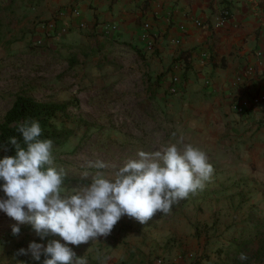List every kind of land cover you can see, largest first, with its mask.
Returning a JSON list of instances; mask_svg holds the SVG:
<instances>
[{
    "label": "crops",
    "instance_id": "obj_1",
    "mask_svg": "<svg viewBox=\"0 0 264 264\" xmlns=\"http://www.w3.org/2000/svg\"><path fill=\"white\" fill-rule=\"evenodd\" d=\"M224 8L230 17L219 22ZM100 51L105 70L122 64L113 74L125 80L134 66L142 94L168 116L156 123L164 137L203 149L214 172L172 214L73 251L88 264H151L156 256L164 264H227L236 247L264 236V102L232 105L264 95V0H0V59L78 67ZM248 65L254 73L238 82Z\"/></svg>",
    "mask_w": 264,
    "mask_h": 264
},
{
    "label": "clouds",
    "instance_id": "obj_2",
    "mask_svg": "<svg viewBox=\"0 0 264 264\" xmlns=\"http://www.w3.org/2000/svg\"><path fill=\"white\" fill-rule=\"evenodd\" d=\"M18 131L23 146L15 136L0 146L5 152L9 145L15 150V155L0 159V190L6 197L0 198V211L20 224H31L41 240L60 238L48 240L46 247L29 244L36 260L41 254L46 257L43 264H88L87 255L78 257L69 245L109 236L124 216L145 225L157 213L169 214L174 204L202 190L214 172L207 153L181 137L178 143L139 151L120 166L88 160V168L114 171H96L90 183L68 190L64 187L66 173L54 166L53 141L41 138L39 121L26 119ZM82 175L87 179L90 173ZM12 233L19 235L20 228L14 225ZM19 254L27 252L20 249ZM239 258L248 259L245 253Z\"/></svg>",
    "mask_w": 264,
    "mask_h": 264
},
{
    "label": "rangeland",
    "instance_id": "obj_3",
    "mask_svg": "<svg viewBox=\"0 0 264 264\" xmlns=\"http://www.w3.org/2000/svg\"><path fill=\"white\" fill-rule=\"evenodd\" d=\"M86 62L89 60H83L82 65L74 67L54 59L40 65L30 62L27 65L16 58L0 59V120L19 93L32 95L42 101L69 102L67 112H59L54 118L64 134L60 142L53 144L54 166L63 169L69 178L68 182H64L68 190L90 183L91 175L96 171H114L112 168H88V160L100 159L110 165L120 166L126 158L135 157L139 151H154L159 145L170 141L164 137L163 129L156 125L163 123L168 116L155 107L151 97L142 94L147 86L145 82L133 79L134 74L137 75L134 66L127 67L132 78L125 80L119 73L113 74L123 68L122 64L112 62L109 70H105L103 51L98 52L97 59L91 63ZM86 171L90 173L87 179L82 175ZM0 198H6L2 190ZM168 218L172 220L173 216ZM136 223L139 222L124 216L112 233L121 235L127 231L126 226ZM14 225L20 228L19 235H13ZM117 228L120 229L116 231ZM50 239L60 238L49 236L41 240L31 224H20L0 211L1 264L24 262L26 257L32 256L28 250L30 243L36 242L46 247ZM253 240L236 247L235 254L225 258L226 263L243 264L245 260L237 255L245 253L249 256L248 264H264V256L254 255L260 240ZM20 249H25L27 254L18 255ZM198 260L196 257L185 264H196Z\"/></svg>",
    "mask_w": 264,
    "mask_h": 264
},
{
    "label": "trees",
    "instance_id": "obj_4",
    "mask_svg": "<svg viewBox=\"0 0 264 264\" xmlns=\"http://www.w3.org/2000/svg\"><path fill=\"white\" fill-rule=\"evenodd\" d=\"M77 101V99H75ZM69 102H49L42 101L32 95L19 93L16 96L12 106L6 111L0 120V146L5 145L10 137L15 136L23 146L22 134L18 131V125L26 119L38 120L42 128V139H51L54 143L60 142V137L63 136L59 126L54 121V118L59 112H67ZM5 155H15L14 148L9 145V151L0 150V159ZM66 176L64 182H68ZM3 183V181H0ZM257 255L264 256V236L260 239V245L257 250ZM256 255V256H257ZM249 258V256L247 255ZM46 257L41 254L40 260H36L33 255L25 258L24 264H43ZM248 260V259H247ZM247 260L243 264H248Z\"/></svg>",
    "mask_w": 264,
    "mask_h": 264
},
{
    "label": "built area",
    "instance_id": "obj_5",
    "mask_svg": "<svg viewBox=\"0 0 264 264\" xmlns=\"http://www.w3.org/2000/svg\"><path fill=\"white\" fill-rule=\"evenodd\" d=\"M230 10L228 8H224L221 10L220 16L218 18L219 22H223L225 21L227 18L230 17ZM195 23L198 25H202V21L200 19H194ZM49 28L54 29L55 24L53 22H49L48 23ZM144 26L146 28L150 27V23L149 22H145ZM50 29V30H51ZM150 48L152 49L154 47V43H150ZM259 56H263L264 58V53L262 52H258ZM255 71V67L253 65H248L242 72L240 75L237 76V81L238 82H242L244 81L245 77L252 75ZM179 80V78L177 76H175L173 78V84H175L177 81ZM170 90L175 93L177 92V87L174 85H171ZM264 102V95H260V94H256L253 95L249 98H246V100L243 101V105L240 104L237 100L233 101L232 105L235 109H238V111H243L246 107H252V106H257L260 105ZM164 259L162 257H157L153 260V262L151 264H164Z\"/></svg>",
    "mask_w": 264,
    "mask_h": 264
}]
</instances>
